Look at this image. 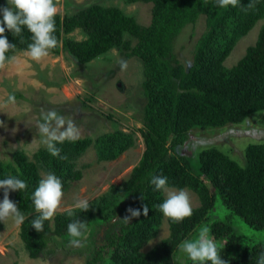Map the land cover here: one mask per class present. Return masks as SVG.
<instances>
[{"label": "trees", "instance_id": "1", "mask_svg": "<svg viewBox=\"0 0 264 264\" xmlns=\"http://www.w3.org/2000/svg\"><path fill=\"white\" fill-rule=\"evenodd\" d=\"M153 3L148 27L140 26L117 7L100 5L70 18H55L57 46L49 50L53 54L62 47L78 62L87 63L120 47L125 55L142 61L144 150L127 179L120 187L112 186L100 203L89 204L87 211L73 209L71 216L67 211L55 214L45 221L44 231L39 233L30 225L35 214L32 192L42 179L38 164L22 152H15L11 161L0 160V179L13 175L27 183L21 192L10 191L9 199L26 217L19 227V237L31 259L51 253L49 245L54 244L56 237L67 240V225L77 218L85 222V230L91 229L85 264H170L169 257L178 244L194 239L203 226L210 228V235L223 248L221 258L228 264H256L258 253L264 249V242L249 243L237 238L231 223L235 216L250 228L264 231V144L246 147L244 166L217 148L199 152L195 163L185 156L169 154L184 145L192 128H223L243 123L250 114L264 112V25L256 42L246 48L237 63L229 69L223 66L233 45L264 18V0H240L235 7H219L214 0ZM202 14L206 30L185 69L173 53V43L181 30L194 24ZM75 29L85 34L83 40L63 39ZM4 35L16 46L9 57L17 50L26 51L31 42L26 29L23 40L7 30ZM131 141L130 135L117 130L95 139L83 137L57 145L61 156L67 159L53 157L47 150L40 151L36 159L47 161L45 165L57 176L67 172L78 178L80 173L71 169L72 161L89 146L95 148L98 160L108 161L128 148ZM153 175L167 176L170 188L192 190L199 206L192 208V215L180 223L167 218L168 237L144 252L143 247L154 237L163 218L158 205L165 198L163 192L149 184ZM114 196H120L125 204L109 205ZM145 205L149 208L146 216ZM129 208L140 210L141 215L126 222L123 219L130 215ZM218 208L223 209L222 214L217 213ZM183 264L191 262L183 260Z\"/></svg>", "mask_w": 264, "mask_h": 264}, {"label": "rangeland", "instance_id": "2", "mask_svg": "<svg viewBox=\"0 0 264 264\" xmlns=\"http://www.w3.org/2000/svg\"><path fill=\"white\" fill-rule=\"evenodd\" d=\"M55 3L61 18H70L90 6L100 5L117 7L143 27L151 25L154 5L153 0H55ZM3 5L5 0H0V6ZM263 25L264 18L233 45L223 62L225 68L235 65L246 48L256 42ZM205 30V15L202 14L194 24L185 26L174 40L173 53L185 69L190 66L197 41ZM84 38L81 29L63 35V39L73 41ZM135 42L133 40L132 45ZM122 60L126 61L123 69L120 66ZM143 79L142 61L136 56L125 55L120 47H114L87 63L78 62L62 47L58 54L49 51L38 61L32 60L27 51H15L9 61L0 66V160L11 161L15 152H22L38 164L42 178L52 172L45 165L47 161L36 159L40 151L46 150L39 142L36 121L41 113L51 109L73 119L79 128L80 138L95 139L102 134L121 130L130 135L132 141L114 159L98 160L95 148L89 146L72 161L71 169L80 173L78 178L68 176L67 172L58 176L63 185V196L56 214L72 208L81 198L95 206L100 203V198L111 192L112 186L122 185L143 153ZM9 93L16 97L14 104H5ZM251 144H264V112L250 114L243 123L223 128H192L184 145L176 147L169 154L185 156L195 163L199 152L217 148L244 166V152ZM184 190L189 195L191 207L199 206L197 195L192 190ZM163 196L165 198L164 193ZM109 202L112 206L125 204L120 196L111 197ZM217 213L222 214L223 209L218 208ZM231 223L233 234L241 241L264 242V231L250 228L235 216L231 218ZM19 227L11 220L0 222V264H85L91 243L90 228L84 231L82 246L70 244V236L67 240L56 237L54 244L49 245L51 253L31 259L20 240ZM102 233L101 229L99 235L102 236ZM168 235L167 218L163 216L154 237L142 251H149ZM178 255L176 250L169 257L170 264H175ZM178 264H183V260Z\"/></svg>", "mask_w": 264, "mask_h": 264}, {"label": "clouds", "instance_id": "3", "mask_svg": "<svg viewBox=\"0 0 264 264\" xmlns=\"http://www.w3.org/2000/svg\"><path fill=\"white\" fill-rule=\"evenodd\" d=\"M219 7H235L240 0H214ZM251 6V5H250ZM58 7L55 0H5V5L0 6V66H3L10 59L8 53L15 49V44L10 43L4 35L9 31L12 36L20 37L23 40L22 32L26 29L31 34V42L27 45V54L32 60H40L49 54V50L57 46L55 36ZM121 68L126 67V61L120 62ZM16 97L9 93L5 104H14ZM38 139L41 145L53 157L67 159L61 156V149L57 146L65 141L76 142L80 138V131L73 119L66 118L55 109L41 113L36 121ZM149 184L154 190L163 192L165 199L159 203L158 208L164 217L172 223H180L186 217H190L193 209L190 204L189 195L184 189H173L169 186L168 177L165 175H153ZM27 188L25 180L18 176L8 175L0 179V190L3 191V199L0 200V222L11 220L15 225H22L25 215L18 210L16 204L9 199L10 191H19ZM63 185L58 176L49 172L40 179L32 192V204L35 214L32 216L30 225L36 232H43L45 221L50 220L57 212L63 196ZM90 208L87 199H78L67 209L69 216L73 215V209L87 211ZM130 215L123 220L129 222L133 217L141 215L140 210L129 208ZM149 208L143 207V214L146 216ZM85 222L78 218L67 225V232L70 236L69 243L74 246L83 245ZM224 241L223 247L225 243ZM223 249V248H222ZM222 249L210 236V228L203 226L194 239H185L178 244L179 255L175 258V264L187 260L191 264H228L227 260L221 258ZM256 264H264V249L257 256Z\"/></svg>", "mask_w": 264, "mask_h": 264}]
</instances>
